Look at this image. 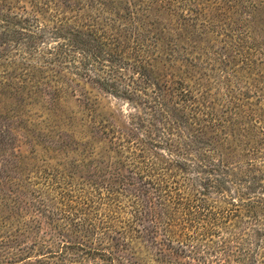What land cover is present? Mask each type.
Segmentation results:
<instances>
[{
    "label": "trees",
    "instance_id": "obj_1",
    "mask_svg": "<svg viewBox=\"0 0 264 264\" xmlns=\"http://www.w3.org/2000/svg\"><path fill=\"white\" fill-rule=\"evenodd\" d=\"M0 264H264V0H0Z\"/></svg>",
    "mask_w": 264,
    "mask_h": 264
}]
</instances>
